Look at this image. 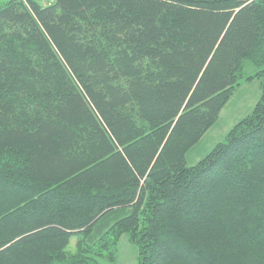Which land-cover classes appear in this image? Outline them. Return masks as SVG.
Listing matches in <instances>:
<instances>
[{"label": "trees", "instance_id": "obj_1", "mask_svg": "<svg viewBox=\"0 0 264 264\" xmlns=\"http://www.w3.org/2000/svg\"><path fill=\"white\" fill-rule=\"evenodd\" d=\"M247 60L260 100L189 166ZM124 233L264 264V0L0 5V264H114Z\"/></svg>", "mask_w": 264, "mask_h": 264}, {"label": "rangeland", "instance_id": "obj_2", "mask_svg": "<svg viewBox=\"0 0 264 264\" xmlns=\"http://www.w3.org/2000/svg\"><path fill=\"white\" fill-rule=\"evenodd\" d=\"M8 0H0V5ZM41 5H49L54 0H36ZM258 68L251 60L243 65V78L233 92L228 103L222 109L218 120L205 133L203 138L187 153L189 166L196 164L204 158L221 141L224 140L231 128L241 119L249 115L258 103L262 93V79L255 78ZM76 237H72L68 252L74 254L76 250ZM114 264H138L137 245L130 240L129 233H124L118 244L117 257Z\"/></svg>", "mask_w": 264, "mask_h": 264}]
</instances>
